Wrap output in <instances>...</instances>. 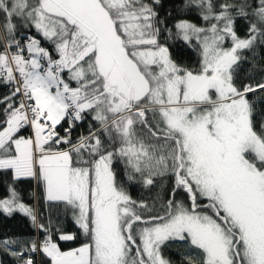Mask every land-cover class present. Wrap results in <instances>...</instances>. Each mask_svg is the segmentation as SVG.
<instances>
[{"label":"snow or ice","instance_id":"1","mask_svg":"<svg viewBox=\"0 0 264 264\" xmlns=\"http://www.w3.org/2000/svg\"><path fill=\"white\" fill-rule=\"evenodd\" d=\"M258 59L264 0H0V216L34 230L0 236V257L264 264Z\"/></svg>","mask_w":264,"mask_h":264},{"label":"trees","instance_id":"2","mask_svg":"<svg viewBox=\"0 0 264 264\" xmlns=\"http://www.w3.org/2000/svg\"><path fill=\"white\" fill-rule=\"evenodd\" d=\"M165 4V10L170 9L172 0H163ZM161 15H164V11L161 12ZM194 18V17H190ZM174 55L178 59H183L185 63H191L195 56L194 54L187 52L179 47L173 49ZM254 63L258 64L259 67H264V59H258ZM244 68L246 70L250 69L249 64H245ZM259 71V68L252 69L251 74L256 75ZM258 78V77H257ZM7 91L6 88L0 87V94H3ZM87 130V122L79 125L75 130L73 135H77L80 132H85ZM63 134V133H62ZM21 187L25 190V200H27L29 203H32L31 200L28 199L27 192L30 191L27 182L21 185ZM0 190H2V187H0ZM128 191L133 199H145L148 201H151L153 196L156 194V189L147 190L141 187L139 184L131 186L128 188ZM54 222H57L60 227L63 228L66 232H74L77 231L76 226L72 223L70 217H65L63 212H58L56 210H53L52 213ZM32 235L34 234V230L31 228L30 223L27 218H24L22 215H15L12 218H7L4 216H0V236L2 235ZM80 243L79 240L75 242H62L61 246L64 248L67 247H76ZM165 254L172 258L174 261H176V264H179L180 256L177 253L176 247L173 246L169 249L165 250ZM0 259H3L6 261V264H14L12 257L10 256H2Z\"/></svg>","mask_w":264,"mask_h":264}]
</instances>
